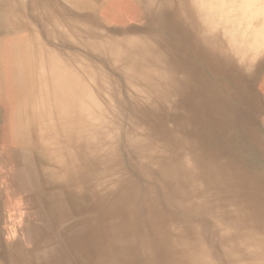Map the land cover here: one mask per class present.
I'll use <instances>...</instances> for the list:
<instances>
[{
  "label": "bare ground",
  "instance_id": "1",
  "mask_svg": "<svg viewBox=\"0 0 264 264\" xmlns=\"http://www.w3.org/2000/svg\"><path fill=\"white\" fill-rule=\"evenodd\" d=\"M102 2L0 0V264H264V0Z\"/></svg>",
  "mask_w": 264,
  "mask_h": 264
},
{
  "label": "rangeland",
  "instance_id": "2",
  "mask_svg": "<svg viewBox=\"0 0 264 264\" xmlns=\"http://www.w3.org/2000/svg\"><path fill=\"white\" fill-rule=\"evenodd\" d=\"M137 20L138 19H132V20L130 19L125 23L121 22L120 26H122L123 24H125L124 26H126L127 24H130L131 22H135ZM5 53L10 56L11 51H9V48L5 49ZM7 59H8V57H7ZM5 89L9 90L8 93L10 95L8 96L9 98H6L7 102L0 103V138L3 137L2 139H0V148H1L0 149V154H1L0 155V196H1L0 197V219H1L0 224L2 225V226L0 225V232L2 233V235L4 237L6 245L9 246L11 244V242L16 237H18V231H17L18 229H17L16 221L18 219H20V217H21L20 216L21 212L19 213V211H22L26 214L29 203H28V201H25V200L23 201V199L21 200L19 197L18 198L14 197L13 193L7 187V182L5 179V177H6L5 174L7 173V166L4 164V160L2 158V150H4V148L6 146L12 147L14 145L11 142L10 138H8V135H6V138H4V132L7 133V127L9 125L10 120H11L12 114L15 110V101H17V98H18V91H17L16 85L13 84L12 81L8 82V87L6 86ZM259 89H260V87H259ZM263 90H264V88L261 87L260 91L263 92ZM0 95H2V93H0ZM8 99H9V101H8ZM259 120H260V122H262V120L264 121V118L259 119ZM4 186H6V187H4ZM12 198L15 200H13ZM18 203H20L21 205ZM19 206H20V208H19ZM18 208H19V210H18ZM29 208H30V206H29ZM31 209L32 208H30V211H31Z\"/></svg>",
  "mask_w": 264,
  "mask_h": 264
},
{
  "label": "crops",
  "instance_id": "3",
  "mask_svg": "<svg viewBox=\"0 0 264 264\" xmlns=\"http://www.w3.org/2000/svg\"><path fill=\"white\" fill-rule=\"evenodd\" d=\"M122 1H124V0H112L111 2L108 1V0H104V2H102V5H101V11L102 12H105V11L109 12L111 10V8L119 7V11L123 13L124 9H123V7H120V6H123V4H121ZM128 2H131V4H132V0H128ZM106 4H107V7H106ZM114 8L110 12L114 11L115 10ZM106 12H105V14H106ZM110 12L108 14H111ZM121 14H119L120 17H116V16L115 17H110L109 16L108 18L111 19L112 21H115V23H117V24H120L122 22V20H126V21L130 20V18H128V17H125V18L122 17V15H124V14H122V15ZM137 18H138V16H136L135 18L133 17L132 19H137Z\"/></svg>",
  "mask_w": 264,
  "mask_h": 264
}]
</instances>
